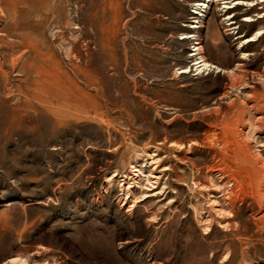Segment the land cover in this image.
<instances>
[{"label": "rangeland", "instance_id": "obj_1", "mask_svg": "<svg viewBox=\"0 0 264 264\" xmlns=\"http://www.w3.org/2000/svg\"><path fill=\"white\" fill-rule=\"evenodd\" d=\"M257 75L264 0H0V264H264Z\"/></svg>", "mask_w": 264, "mask_h": 264}, {"label": "bare ground", "instance_id": "obj_2", "mask_svg": "<svg viewBox=\"0 0 264 264\" xmlns=\"http://www.w3.org/2000/svg\"><path fill=\"white\" fill-rule=\"evenodd\" d=\"M191 36V35H190ZM258 37V35H256L255 37H254V39L253 40H256V38ZM198 46V48H197V51H199V54H197L198 55V58L196 59V63L194 64L195 66H196V72H198V73H203V72H210V71H212V70H214V71H217V72H220V73H223V74H227L226 76H227V78H232V79H234L235 77H236V75L238 74V71H239V69H240V67H243L244 66V64L243 63H241V64H239L238 63V65L235 67V68H233V69H224V68H220V67H218V66H215L214 64H212V63H210L209 61H207V59L202 55V47H200V45L199 44H197ZM240 61V60H239ZM245 63V62H244ZM242 71H245V70H242ZM257 77H258V79H260V80H262L264 77L263 76H259V75H257ZM252 80H254V79H252ZM251 82V81H250ZM262 83L264 82V81H261ZM245 84H247V83H245V82H242L241 83V86H245ZM262 102V101H261ZM262 104V103H261ZM254 105H255V103H254ZM253 105V106H254ZM262 106V105H261ZM260 106V107H261ZM263 109H264V107H263ZM264 111V110H263ZM246 150V152H244L243 153V155H244V157L247 159V160H249V161H251V155L249 154V153H247V148L245 149Z\"/></svg>", "mask_w": 264, "mask_h": 264}]
</instances>
